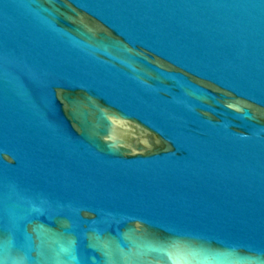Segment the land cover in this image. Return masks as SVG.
I'll use <instances>...</instances> for the list:
<instances>
[{
  "label": "water",
  "instance_id": "water-1",
  "mask_svg": "<svg viewBox=\"0 0 264 264\" xmlns=\"http://www.w3.org/2000/svg\"><path fill=\"white\" fill-rule=\"evenodd\" d=\"M0 264H264V0H0Z\"/></svg>",
  "mask_w": 264,
  "mask_h": 264
}]
</instances>
